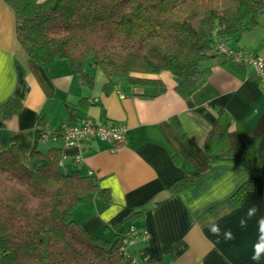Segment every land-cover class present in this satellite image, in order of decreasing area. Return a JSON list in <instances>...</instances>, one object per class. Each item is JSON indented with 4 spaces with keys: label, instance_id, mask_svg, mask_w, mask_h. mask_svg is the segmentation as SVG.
I'll use <instances>...</instances> for the list:
<instances>
[{
    "label": "crops",
    "instance_id": "1",
    "mask_svg": "<svg viewBox=\"0 0 264 264\" xmlns=\"http://www.w3.org/2000/svg\"><path fill=\"white\" fill-rule=\"evenodd\" d=\"M47 1L37 0L38 4ZM263 44L264 17L253 31L236 37L226 48L261 56ZM206 65V84L188 99L177 95V81L168 74L158 77L165 87L161 94L121 80H112V87L105 90L109 81L99 70L92 72V88L83 89L74 74H65L60 62L45 68L30 62L17 43L13 12L0 0V105L15 99L21 106L0 130V152L15 146L22 162L33 167L35 161L29 156L37 128L57 132L68 109L73 110L69 125L85 118L98 125L122 124L125 146L115 153L99 141L82 152L64 149L58 138L38 146L41 153L61 150L62 174L75 169L83 175L92 172L99 187L108 191V203L88 198L72 212L73 222L88 237L113 241L129 227L146 232V243L126 249V255L140 264H264V252L258 260L252 259L256 245L264 243V93L247 66L222 58H212ZM221 112L230 119L229 159L204 151L205 139ZM236 126L256 141L260 166L256 173H249L241 163L245 145ZM78 154L82 162L75 164ZM186 178L193 179L192 189L171 194L169 187ZM246 183L251 190L235 210L202 223L209 210ZM253 206L258 211L249 218ZM81 207L84 211L77 217L76 209ZM241 219L247 221L245 227L240 226ZM212 223L220 225L219 236L210 232ZM229 229L233 239L226 240L223 233Z\"/></svg>",
    "mask_w": 264,
    "mask_h": 264
},
{
    "label": "trees",
    "instance_id": "2",
    "mask_svg": "<svg viewBox=\"0 0 264 264\" xmlns=\"http://www.w3.org/2000/svg\"><path fill=\"white\" fill-rule=\"evenodd\" d=\"M3 1L13 12L17 43L33 65L64 62L78 86L87 90L94 70L109 81L105 90L112 80H121L159 94L165 87L158 77L168 74L177 81L174 91L182 99L206 84L210 59L230 62L213 49L250 33L264 17V0ZM20 108L15 99L0 105V130ZM72 112L67 110L65 124ZM229 126V117L219 113L204 142L207 155L232 157L226 141ZM236 132L245 145L242 165L251 174L258 172L255 139L240 126ZM57 134L37 128L29 156L33 167L22 162L15 146L0 152V264H130L121 252L123 233L113 241L88 237L73 222L72 212L84 199L108 203L110 196L92 172L62 174L61 150L40 152L42 135L47 144ZM192 187L193 179L186 178L169 191L178 195ZM250 190V183L241 186L209 210L202 223L235 210Z\"/></svg>",
    "mask_w": 264,
    "mask_h": 264
},
{
    "label": "built area",
    "instance_id": "3",
    "mask_svg": "<svg viewBox=\"0 0 264 264\" xmlns=\"http://www.w3.org/2000/svg\"><path fill=\"white\" fill-rule=\"evenodd\" d=\"M264 51V44L262 45ZM213 53L224 56L230 62L247 66L251 69L252 74L264 93V55H254L249 51H230L226 47L216 46ZM125 126L122 124H96L93 120L85 118L81 119L77 124H63L57 131V138L62 142L64 149H76L82 152L92 143L99 141L111 148V152H117L125 146ZM47 138L42 135L41 142L44 143ZM75 164H80L82 158L80 154L73 159ZM149 236L146 232H141L133 227H129L122 235L121 252L130 264H140L126 255V249L134 244L141 242L146 243ZM158 264V263H150Z\"/></svg>",
    "mask_w": 264,
    "mask_h": 264
},
{
    "label": "clouds",
    "instance_id": "4",
    "mask_svg": "<svg viewBox=\"0 0 264 264\" xmlns=\"http://www.w3.org/2000/svg\"><path fill=\"white\" fill-rule=\"evenodd\" d=\"M258 211V207L256 206H253L251 207L249 210H248V217L251 218L252 216H254ZM246 223L247 221L244 220V219H241L240 220V226L241 227H245L246 226ZM262 224H264V221H261ZM210 232L215 235V236H219L221 234V228H220V225L218 223H212L210 225ZM224 238L226 240H231L233 239V234H232V231L231 229L229 230H226L224 233ZM264 252V243H261V244H257L256 245V253L252 256V259L253 260H258L260 258V254Z\"/></svg>",
    "mask_w": 264,
    "mask_h": 264
},
{
    "label": "rangeland",
    "instance_id": "5",
    "mask_svg": "<svg viewBox=\"0 0 264 264\" xmlns=\"http://www.w3.org/2000/svg\"><path fill=\"white\" fill-rule=\"evenodd\" d=\"M262 19V18H261ZM260 20V19H259ZM61 63V66H63L64 68H65V74H73L71 71H70V69L68 68V65L66 64V63H64V62H60ZM55 64V63H54ZM70 95H71V97H70V99H73V97H74V94H72V93H70ZM62 122V121H61ZM18 150V149H17ZM41 150H43L44 151V149L41 147ZM83 204H89V203H87V201H84L83 202ZM85 205H83V207H84ZM83 207H81V208H78V209H76L77 210V217H78V215L82 212V211H84V209H83ZM72 219H76V217H72ZM108 240L110 239V240H112V238L111 237H108L107 238Z\"/></svg>",
    "mask_w": 264,
    "mask_h": 264
}]
</instances>
